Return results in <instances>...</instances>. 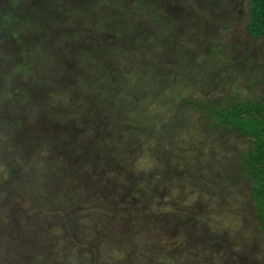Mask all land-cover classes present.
Instances as JSON below:
<instances>
[{"label": "rangeland", "instance_id": "374dc122", "mask_svg": "<svg viewBox=\"0 0 264 264\" xmlns=\"http://www.w3.org/2000/svg\"><path fill=\"white\" fill-rule=\"evenodd\" d=\"M250 2L0 0V264H264Z\"/></svg>", "mask_w": 264, "mask_h": 264}, {"label": "trees", "instance_id": "16d2710c", "mask_svg": "<svg viewBox=\"0 0 264 264\" xmlns=\"http://www.w3.org/2000/svg\"><path fill=\"white\" fill-rule=\"evenodd\" d=\"M248 30L253 37L264 40V0H251ZM213 115L219 123L234 127L252 141L238 163L240 172L249 182L255 219L264 229V103L234 102L214 110Z\"/></svg>", "mask_w": 264, "mask_h": 264}, {"label": "bare ground", "instance_id": "6f19581e", "mask_svg": "<svg viewBox=\"0 0 264 264\" xmlns=\"http://www.w3.org/2000/svg\"><path fill=\"white\" fill-rule=\"evenodd\" d=\"M137 31V30H136Z\"/></svg>", "mask_w": 264, "mask_h": 264}]
</instances>
